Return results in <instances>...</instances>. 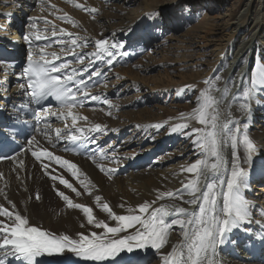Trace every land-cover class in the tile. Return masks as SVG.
<instances>
[{"label": "bare ground", "instance_id": "6f19581e", "mask_svg": "<svg viewBox=\"0 0 264 264\" xmlns=\"http://www.w3.org/2000/svg\"><path fill=\"white\" fill-rule=\"evenodd\" d=\"M40 1L42 0H0V45H5L6 50L9 52L21 56L26 54L22 58L27 60L29 51L38 50L35 44L40 39L36 40L34 33H41V39L47 36L58 38L65 35V41L68 43L63 45L56 43L48 49L59 57V59H52L50 54L49 59L51 62L57 63V61H63L62 63H67L69 68L65 69V72H71L73 68L77 69V79H82V76H85L84 79L101 78L103 81L101 86H104V81L110 75L116 77L117 70L113 69L121 61L119 56L122 51L119 49L114 50L116 55L109 57L107 52L99 50L96 47V42L102 39L88 34L94 33L88 22L89 18L99 23L100 29L97 31L98 35L110 36V38H107L108 43L123 41L128 44L133 43L139 36H143L141 27L146 19L153 17L154 12L159 16L157 23L160 26L167 20L171 21V26H168L165 32L169 30V27L185 29L184 22H181V20L189 19L188 15L184 16L183 12L179 9V4L182 0L180 2H177V0H99L100 3H97L98 5L94 2L88 6L85 5L86 1L84 0H69L72 4L82 1L84 6L88 7L82 12V8L74 6L73 8H77L78 10L69 15L71 19L67 18L68 15H58L55 13L44 18L39 12L45 10L42 4H47V0L45 2L42 1L41 4L39 3ZM110 1L120 4L113 6L106 5ZM185 1H190L192 4L201 2V0ZM203 1L207 3L209 0ZM65 2H59V5H68ZM36 3L39 9H36ZM237 3L236 9H230L224 13L228 16V19L222 18L220 20L221 23L218 25L209 24V21L208 23L206 22L207 26H202L200 33L195 35L194 38L189 39L188 43L186 42L187 40H184V38L186 39L185 36L181 35V39L176 40L172 32L169 33V42H186L188 48L193 46L198 47V53L194 52L195 55L207 56L208 60L204 62L205 58H196L198 60H196L195 64H192L191 69L187 71L189 72L188 74H179L180 82H176L175 80V82L173 80L172 82L165 70L164 75H162L163 77L160 76L157 79H153L152 82L150 81L153 87L149 86L147 89H152V92L150 91L151 94L155 92L158 95H164L162 96L163 98L172 94V98L176 101L177 105L166 106L163 111L159 110L161 108L155 111L149 110L147 102L144 100H140L138 104L134 105H128V103L122 105V110L130 109L127 112H123L122 115H126V119L132 123L131 128L135 131L128 133V124L125 123L121 126L117 121H113L115 114L112 111L116 109V103L114 104L111 98L115 100L118 96L122 95V87L110 89L105 86V88L88 89L90 96H99L101 99L98 101L85 100L82 106H77L71 110L73 115L78 117L75 127H73L72 117L67 116V109L65 108L52 109L50 112H57L58 114L64 112L66 118L57 119L56 116H52L50 113L47 115L41 113L38 120L42 118V122L39 125L36 123L38 126L32 135L36 137L39 143L33 144L31 148L38 152L47 149L54 157L59 156L61 161L66 160L69 165H75V167L69 170L67 166L56 167L46 160L34 159L26 140L25 145L27 146V150L23 154L16 155L7 162L0 163V208L13 212L12 219H14L15 213L19 212L29 220L31 226H39L41 229L54 234H68L74 238H78V233H84L85 231L89 233L92 231L102 233L103 229H95L92 225H87V217L83 213L82 208H70L67 202L57 195L56 190L68 195L74 204L90 207L93 210L94 220H104L109 226H116V222L111 220L103 210L102 205L104 203L109 204L113 213L126 215L128 214V208L136 210L144 202L152 203L155 201L152 204V208L149 209V214L152 210L163 206L170 213L166 217V220L174 218V209L170 208V205L183 207L189 212L196 211L197 208L183 202L192 198L187 194L184 185L189 180L195 179L194 174L187 173L183 169L190 166L198 158H201V153L192 144L194 136L189 137L185 133L193 127H203L197 120L192 118L195 109L198 107V97L200 94L209 90L210 85H215V87L220 88L222 91L225 85H227V99L218 109L221 113L220 119L221 121L231 120L230 127L233 130L239 129V131L236 132L235 148L231 147L230 139L225 138L227 139V143L222 141V155L224 156L228 171H224L218 177H212V179L227 180L229 178L230 170L235 160L233 156L234 152L238 157L239 166L250 174L249 186L241 189V196L246 200L249 209L248 222H244L242 228L245 232L253 235V239L246 240V245H250L251 248V243L256 241V237L264 236V201L262 200L264 194V87L257 88L256 90L255 99L261 101L259 104L255 103L254 100L244 101L243 91L251 87L253 79L264 69V0H244L243 3L241 1ZM129 5H133V7L129 9ZM14 8L20 10V12L15 13ZM92 8H97V12H94ZM156 10L159 12H156ZM23 11H27V13L25 12V14ZM22 12L25 16L23 15V19H19L18 15ZM33 17L37 18L36 28L31 27ZM60 18H65L66 21L59 23L57 20ZM1 19H4L3 23ZM139 19H141V24L137 27L136 32L131 33L130 30L135 28L134 24ZM112 21L117 22L116 26H113L114 29L110 25L113 23ZM23 23H25V26ZM61 24H66V26L63 27ZM45 25H49L50 29L47 30ZM45 29L47 31H44ZM68 29L69 31L66 33L62 32ZM53 30L56 31L57 35H52ZM148 32H151V29L147 28L145 33L149 35ZM25 36L30 37L33 41L31 46L24 39ZM69 38L70 40L78 38L77 46H71ZM144 40L145 35L141 38V42L134 44L137 47L136 50L141 49L138 47L143 44ZM84 43H87V47H79V45ZM62 47L65 49L74 47L75 51L61 52ZM106 47L112 50L111 47ZM195 47L193 48L194 51H196ZM43 48L47 51V47ZM126 51H128L126 57L133 56L136 52L135 49L134 51L126 49ZM94 52L99 59L91 55L85 56L86 53L91 54ZM193 55L190 54V56ZM77 57H85L84 62L79 63ZM182 57L188 59L185 63L192 62L188 54ZM125 58L122 61H125ZM8 59L10 57L0 51V112H5L6 115L19 114L13 106H17L23 102L25 93L24 88L21 87L19 82L20 73L12 68ZM109 60L112 61L111 64L107 63ZM93 62L95 64H92ZM86 66L89 68V71L82 72L81 69ZM99 66L101 68H98ZM146 68H148L147 64ZM97 70L101 72V75H93ZM169 70L171 69L169 68ZM127 74L131 78L141 80L140 76L131 70H127ZM215 76H220L221 79H212ZM163 78L168 80V82H172V84L165 85ZM148 81L145 80L146 83ZM205 81H209L210 83L206 84ZM130 82H133V80ZM142 84L145 83L142 82ZM5 92L11 94V98H7ZM123 93L126 95L127 90L123 91ZM211 93L217 99L221 95L215 92L214 88L211 89ZM105 98L110 104L104 103ZM77 99H84L83 94L78 96ZM246 103L248 105L247 110L243 107ZM86 106H89L88 110ZM132 108L138 110L133 112ZM172 109L175 110L174 113H171ZM132 115H135L134 119H131ZM4 118H0V124ZM46 124L48 125L47 127H45ZM95 124H100L103 130L89 132L88 129L92 128ZM178 124H188L189 127L173 133L172 128ZM75 128L84 129L85 134L92 141L91 145H94L93 148L86 149L88 155L85 157H73L68 154H61L57 148L52 146L53 144H59V147H62L64 145L63 142L66 140L57 138V130H59L61 136H65L69 130L79 135V133L75 132ZM109 130L114 134L109 135V132L107 133ZM132 133H135V135ZM127 134L131 136L127 139V142L124 139V144L117 146V136L125 137ZM244 135H248L249 139L257 146L256 151L251 154L250 159L243 143ZM112 136H114L113 139L111 138ZM112 144L115 145L114 148L111 147ZM134 145L137 148L133 152L125 153L123 151L127 149L126 147L129 146L131 148ZM146 145L150 150L146 152L138 151V147ZM98 147H103V149L94 153L93 150ZM158 153H160L159 157ZM209 162L213 161L210 160ZM44 164H48L49 167L45 169L43 167ZM46 172L48 173L47 175L45 174ZM73 172L76 173L75 176ZM252 174L255 177L254 179H250L253 177ZM53 175L58 178L63 176L81 194L77 196L71 189L64 188L63 185L59 184V179L52 180L51 176ZM255 180L262 181L261 191L263 194H260L261 196L253 192L256 183H259V181L255 183ZM81 181H83V184ZM85 186L87 187V191L85 190ZM205 190L201 185V192ZM168 191L182 193L183 200L167 196L162 200L157 199L161 193ZM217 191H220V189ZM37 195H39V199H36ZM97 196L101 198L100 201L96 200ZM258 197L260 198L258 199ZM219 201L222 205V196L219 197ZM122 204L124 205L123 208L120 207ZM135 214L140 213L136 211ZM143 215L145 218L148 216V214ZM0 222L8 223L11 226V220L8 217L0 216ZM82 224L87 225V228L81 227ZM261 225L263 229L260 228ZM134 230L129 229L128 232ZM128 232L120 233L119 235L123 237ZM2 235L0 233V236ZM243 237L245 238L244 232L240 228L230 233L232 248L236 252L240 249L237 240H241ZM182 239L179 226L172 225L168 233V242L160 252L155 255L153 254L155 250L147 252L148 258H154V260H151V264H161V256L168 253L173 245L181 243ZM226 244L227 242L223 245H217L215 255L210 257L213 264L221 262H218L219 254L221 256L222 254L229 253L228 249L231 247H228V244L226 246ZM261 249L264 254V248L262 247ZM140 254L144 255L145 253L142 252ZM228 257L229 261H233L231 262L232 264H236L233 257H230V255ZM0 258H4L2 252H0ZM12 259L15 258H5V260ZM42 259L47 262L48 260L60 258ZM244 259L246 264H261L257 263V260H253L250 253H246Z\"/></svg>", "mask_w": 264, "mask_h": 264}, {"label": "snow or ice", "instance_id": "6c2138e0", "mask_svg": "<svg viewBox=\"0 0 264 264\" xmlns=\"http://www.w3.org/2000/svg\"><path fill=\"white\" fill-rule=\"evenodd\" d=\"M36 19L35 17L32 18V28H36ZM156 27L159 26L156 24L147 26L149 30ZM34 35L36 40L41 39V33L37 32ZM52 35H57L55 30L52 31ZM24 39L31 46L33 43L31 38L25 36ZM77 39H71L70 45L77 46ZM60 43L63 45L68 42L61 40ZM107 45V38L96 42V47L107 52L109 57L116 55L114 50L126 51L127 47L131 46L123 41H113L112 50H109ZM79 47H87V43L81 44ZM37 48V51H29L27 54V67L23 69V75L28 83L26 86L22 84L21 87L29 89L27 94L31 97V101H35L37 104L41 100L52 97L58 102V106L67 109V116L72 117L73 127H75L78 117L73 115L71 110L77 106H82L85 100L98 101L101 97L89 95V86L85 80L76 78L77 69L73 68L71 72H65L64 70L69 68L67 63H52L45 49L40 46ZM73 51H75L74 47L61 48V52ZM89 55L99 59L95 52L85 54V56ZM51 57L52 59H59L55 53H51ZM84 58L80 57L79 63H83ZM107 63L111 64L112 61L109 60ZM81 71L88 72L89 68L86 66ZM55 73H63V75H53ZM93 75L99 76L101 72L97 70ZM212 79L220 80L221 77L215 76ZM205 83L209 84L210 82L205 81ZM81 85L83 87H80ZM260 87H264V69L253 79L251 87L243 91L244 101L254 100L257 104L261 103L259 99H255L256 90ZM213 88L215 92L221 94L219 99L212 95L211 89ZM81 94H83L84 99L78 100L77 97ZM227 94V85L223 91L215 85H210L209 90L202 92L198 97V107L195 109L192 118L203 127H193L185 133L189 137L194 136L192 144L201 153V158L183 169V171L195 176V179L189 180L184 185L187 194L192 198L183 202L197 208L196 211L189 212L183 207L170 205L169 207L174 209V218L166 220L170 213L163 206L152 210L149 214V209L152 208L155 201L152 203L144 202L136 210L128 208L126 215L113 213L109 204L104 203L102 205L103 210L111 220L116 222V226H109L104 220H94L93 210L90 207L74 204L68 195L56 190L57 195L67 202L70 208H82L87 217V225H92L95 229H103V232L92 231L89 233L85 231L78 233V238L68 234H54L42 230L39 226H31L29 220L19 212H16L14 219H12L13 212L0 208V216L8 217L11 220V226L8 223L0 222V233L3 234L0 236V252L3 253L4 257L0 258V264H5L7 257L21 260L22 264H45L42 258H60L56 261L48 260L47 264H76L73 257L84 261H109L110 264H151L147 252L155 250L154 255L160 252L168 242V233L172 225L179 226L183 239L181 243L173 245L168 253L161 256V264H213L210 257L215 255L217 245L231 242L230 233L239 227H243V223L248 222L249 219L248 204L241 196V189L249 186L250 174L239 166L235 152L233 153L235 160L229 178L227 180L212 179V177H218L222 172L228 171L222 155V141L227 143V139H230L231 147L235 148L236 132L239 131V129L233 130L230 127L231 120L221 121L220 119L221 113L218 109L224 104ZM104 103L110 104L106 98ZM243 107L247 110V103ZM42 112L45 115L50 113L57 119L66 118L64 112L59 114L50 112L48 108H42ZM39 114L36 113V115ZM16 119L18 117H14L11 124L0 126V159L12 158L13 153L19 151L15 147V141L18 139ZM47 126L46 124L45 127ZM188 127V124H178L172 128V132L182 131ZM102 130L100 124H95L88 129L89 132ZM75 132L79 135L71 130L65 136H61L57 130L56 135L58 139L91 142L84 129L75 128ZM26 142L36 160H40L41 155H46L50 161L55 160L61 167L67 166L69 170L75 167V165H69L66 160L61 161L59 156L53 157L47 149H44L42 153L33 150L31 146L39 143L35 136ZM243 143L250 159L257 146L249 139L248 135H244ZM210 160L213 162L210 163ZM43 167L47 169L49 165L44 164ZM73 175L75 176L76 173L73 172ZM51 179L54 181L59 179V184L63 185L64 188L71 189L77 196L81 194L63 176L58 178L53 175ZM81 183L83 184V181ZM201 185L206 189L203 192H201ZM218 189L220 191H217ZM85 190L87 191L86 186ZM165 196L183 200L182 193H173L172 191L161 193L157 199L162 200ZM220 196H222V205L219 201ZM36 199H39V195L36 196ZM100 199L99 196L96 197L97 201ZM120 207L123 208L124 205L122 204ZM136 211L140 214H135ZM143 214H148L147 218ZM181 216L183 218H177ZM87 225L82 224L81 227L87 228ZM129 229L135 230L128 232ZM124 232H128V234L120 237L119 234ZM256 238L264 244V236ZM142 252L145 254L141 255Z\"/></svg>", "mask_w": 264, "mask_h": 264}, {"label": "rangeland", "instance_id": "374dc122", "mask_svg": "<svg viewBox=\"0 0 264 264\" xmlns=\"http://www.w3.org/2000/svg\"><path fill=\"white\" fill-rule=\"evenodd\" d=\"M42 1L45 2V0H42ZM42 1H40L39 3L41 4ZM63 1L64 2L66 1L65 3L68 5H66V6L65 5H59V2H63ZM84 1H86L85 5H87V6L93 4L94 2H96V4L100 3L99 0H84ZM180 1L181 0H177V2H180ZM236 1L237 2L241 1V3H243L244 0H224V1L223 0H209L207 3H205L203 0H201V2L200 1L198 2L199 4L198 3L196 4L195 2H194L195 4H192L190 1L182 0V2L179 4V7H180L179 9H180V11L183 12L184 16L188 15V17H189L188 20H186V19L181 20V22H184V26H185V29H183V30L179 29V27H175V28L169 27V30H167V32H165L166 28H168V26H171V21L167 20L166 21L167 23L165 22V23H163V25L160 26V24L157 23L158 22L157 19L159 16H158V14H155V12L153 14V17L146 19L144 21L142 27H141V30L143 31V36L145 35V40L143 41V44L138 47L141 49L136 50L137 47H135L134 44L137 43V41L141 42V38L143 37L142 35L139 36L135 41H133V43H131V44L129 43L131 46H128V48L130 47L131 50L134 51V49H135V51H137L134 59L132 61H128V62L122 61V60H124V58L126 57V54L128 53V51H124V54H121L119 56L121 61L117 65L115 63L116 68L113 69V70H115V69L117 70L116 77L114 75H110L108 78L106 77L107 79L105 78L106 81H104V83H105L104 86H101V85L97 86V88H99V87L105 88V86H106V88H110V89H113L114 87H122V90H121L122 95L118 96L117 99H115V100H113V98H111L113 103L114 104L116 103L115 104L116 109L114 111H112V113L115 114L113 121H117V123L121 126H123L126 123V124H128L127 126L129 128H131L132 123L129 122L128 119H126V115L125 116L122 115L123 112H127L130 110V109H128V110L123 109L122 110V105H124L126 103H128V105H134V104H138L140 102V100H142V101L144 100L147 102V108L149 110H154V111L158 110L159 108H161L159 110L163 111V109L166 108V106L167 107L172 106V104L177 105L176 101L172 98V96H173L172 94H169L168 96L163 98L162 96H164V95H158V93H155V92H154V94H151L152 89H147V88L149 86L153 87V84L151 83L152 80L155 78L157 79V77H160V76L163 77L162 75H164L165 71L167 72V75H169L171 81L175 80L176 82H180L179 81V79H180L179 74H181V75L188 74L189 72H187V71L189 69H191L192 64H195L196 60H198L196 58H199V59L201 57H202L201 59L205 58L204 62L206 60H208L207 56L204 57L201 55L200 56L195 55L194 52L198 53V47L193 46V47L188 48L186 45V42L188 43L189 39H192V38H194L195 35H198L200 33V29L202 28V26H207L206 22L208 23V21H209V24L218 25L221 23L220 20L222 18L228 19V16H226L224 13L229 11L230 9H236L237 4H238ZM71 4L72 3L69 0H47V4H42L43 8L45 10L40 11L39 14L41 16H43L44 18H46L45 16H49V15L54 14V13L58 14V15H68L67 18L71 19V17L69 15L76 12V10H78L77 8H73L74 6L79 5L78 8H82V12L88 8V7L84 6L82 1H78L72 5ZM119 4L118 3L116 4V2L110 1V2H107L106 5L113 6V5H119ZM132 7H133V5H131V6L129 5L128 8L131 9ZM14 9H15V11H14L15 13L20 12V10H16V8H14ZM36 9H39L37 3H36ZM93 9H95L94 12H97V10H98L97 8H92V10ZM32 10H34V9H32ZM23 12L27 13V11H23ZM23 12L18 15L19 19H23V15L25 16L26 13L24 14ZM156 12H159V11L156 10ZM46 13H48V14H46ZM111 14H118V13H111ZM1 21L3 23L4 19H1ZM57 21L59 23H64L66 21V19L60 18ZM88 22L90 24L91 29L94 31V33H88V34H92V35H94L98 38H101V39L110 38L109 35L101 36V35L97 34V31L100 29V26H99V23L94 21V19L91 20L89 18ZM112 22L113 23H111L110 25H111L112 29H114L113 26H116L117 22H115V21H112ZM138 24H139V22L135 23V25H138ZM149 24H156L159 27L151 29V32H148L149 33V35H148L147 33H145V31H147V26ZM23 25L25 26V23H23ZM61 25L63 27L66 26V24H61ZM45 27L49 28L50 26L45 25ZM137 27L138 26L133 28V30L135 32L137 31ZM67 31H69V29L66 31H62V32L66 33ZM170 32H172L173 37L176 38V40L181 39L180 36L183 35L186 37V39L184 38V40L185 41L187 40V41L183 42V43H178L177 41L169 42L168 38H170V34H169ZM139 33H140V31H139ZM164 34H165V36H164ZM69 40H70V38H69ZM202 45H203V43H202ZM198 46H199V44H198ZM194 47H195L196 51L193 50ZM116 50H118V49H116ZM185 54L189 55L190 59L192 60L191 63H185V62H187L186 60H188L186 58L187 56L182 57ZM190 54H192V55L194 54V55L190 56ZM194 57H195V59H194ZM143 59H145V60L141 61ZM146 64H147L148 68H146ZM169 68L171 70H169ZM127 70H131L133 73H137L140 76L139 78H141V80H139L138 78L129 77L127 74ZM122 73H123V75H122ZM123 76H124V78H123ZM136 79H138L139 81ZM163 79L165 81L164 82L165 85L172 84V82H173V81L168 82V80H165V78H163ZM132 80H133V82H130ZM145 80H149L148 81L149 84L146 83ZM142 82L145 84H142ZM136 86H137V88H136ZM125 90H127L126 95H125V93H123V91H125ZM169 90H170V88H169ZM5 95H7V97H10L8 92ZM88 108H89V106H87L86 109L88 110ZM136 110H138V109L132 108L133 112H135ZM174 112H175V110L172 109L171 113H174ZM134 118H135V115H132L131 119H134ZM129 128L127 130L128 133L135 131L133 128H131V130H129ZM107 133L109 135L114 134L110 130L107 131ZM135 133H137V132H135ZM135 133H132V134L135 135ZM115 137H116V135H115ZM129 137H131L129 134H127L125 137H120V135L117 136V144L116 145L118 146L120 144H124L125 141L127 142V139ZM111 138L113 139L114 136H112ZM124 139H125V141H124ZM114 146L115 145L112 144L111 147L114 148ZM126 148L127 149L123 150L125 153L126 152H133L135 150V148H137V146L134 145L131 148L128 146ZM138 148H139L138 151H141V152H146L147 150H150V149H148L147 145L142 146V147H138ZM172 151H174V150H172ZM159 154L160 153H158V157L160 156ZM127 174H125V175H127ZM123 178H125V177H123ZM259 187L260 186L255 187L253 192H254V194H257V195L259 194V196H261L260 194H263V192L261 191V188H259ZM263 196H264V194H263ZM263 196H262V200L264 201ZM259 198L260 197H258V199ZM239 228H240V230L245 232L242 227H239ZM260 228L263 229L262 225ZM230 241L231 242H227L228 247H231L230 249H228L229 253L224 254V255L222 254L221 256L219 254L218 262L221 261V262H219V264H232L231 262H233L232 260L229 261L228 255H230V252H232V251L236 252V251L232 248V240H230ZM227 244H226V246H227ZM241 253H242V251H240V254ZM245 256H246V254L241 256V258H242L241 261L234 258L235 259L234 262L236 264H246L245 259H244ZM230 257H231V255H230ZM149 260L150 261L154 260V258L152 257Z\"/></svg>", "mask_w": 264, "mask_h": 264}]
</instances>
